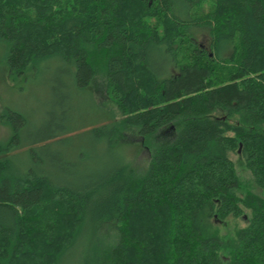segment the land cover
I'll use <instances>...</instances> for the list:
<instances>
[{
	"label": "trees",
	"instance_id": "obj_1",
	"mask_svg": "<svg viewBox=\"0 0 264 264\" xmlns=\"http://www.w3.org/2000/svg\"><path fill=\"white\" fill-rule=\"evenodd\" d=\"M0 52L13 81L46 65L56 97L38 127L0 114V264H264V0H0ZM99 75L123 118L86 133L106 153L122 126L147 145L179 124L143 172L96 168L57 109ZM229 218L246 225L223 236Z\"/></svg>",
	"mask_w": 264,
	"mask_h": 264
},
{
	"label": "rangeland",
	"instance_id": "obj_2",
	"mask_svg": "<svg viewBox=\"0 0 264 264\" xmlns=\"http://www.w3.org/2000/svg\"><path fill=\"white\" fill-rule=\"evenodd\" d=\"M213 9L214 4L207 2L200 9L199 15L210 14ZM198 33L200 35L199 44L207 47L210 52H213V48H210L211 40L208 32L200 31ZM0 54H2L0 56V114L6 108L26 112L30 115L33 128L38 127L43 124L48 114L54 109V105H56V97L52 96L48 86V82L53 77L54 72L49 71L45 65L38 71V74L36 73L34 77H29L27 81L23 79L13 81L9 78L3 53L0 52ZM230 54L228 52L225 56L229 57ZM64 99L57 109L61 113L62 110H67L68 107H70V110L72 109L71 114L76 118L75 124L78 127L77 134H79V137L74 139V146L76 149L82 146L88 147L91 151L90 153L96 157L94 164L98 169L101 168V164L110 159L107 157L108 155H116L124 157L135 169L143 172L148 166L150 153L157 147L159 148L173 142L179 132V124L166 127L146 145L145 141L138 137L136 130L122 126L118 133L119 146L117 147V151L106 153L105 149L107 147L104 142L93 143L86 136V133L95 128L111 125L115 122L116 124H122L123 121L117 106L106 93L105 78L99 75L89 90L78 93L74 97ZM220 116H225V114H221ZM232 122L236 123V120L233 119ZM9 136L10 130L5 126L0 117V143L7 141ZM230 158L236 164L238 175L247 186L246 190L261 194V191L254 186L252 176L245 168L240 156L237 153H231ZM240 194L244 193L240 191ZM245 225L246 223L242 219L229 218L219 225V229L223 236H230ZM108 233L110 234V231Z\"/></svg>",
	"mask_w": 264,
	"mask_h": 264
}]
</instances>
